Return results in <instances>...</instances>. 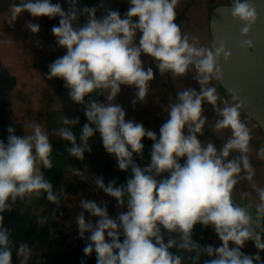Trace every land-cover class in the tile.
I'll use <instances>...</instances> for the list:
<instances>
[{
    "label": "clouds",
    "instance_id": "obj_1",
    "mask_svg": "<svg viewBox=\"0 0 264 264\" xmlns=\"http://www.w3.org/2000/svg\"><path fill=\"white\" fill-rule=\"evenodd\" d=\"M66 3L67 11L52 0H15L10 23L25 11L33 18L59 17L51 33L66 52L48 65L45 75L49 80L63 81L71 101L83 105L87 123L80 129L79 143L70 127H60L54 134L71 144L67 149L71 157L82 161L92 150L90 138L98 133L118 169L131 172L119 186L116 180L105 185L103 177L94 181L97 189L115 199L118 209L126 208L115 218L110 217L106 202L98 206L93 200H80L79 207L84 211L76 217V224L79 238L88 234L84 256L95 253L96 264H182L181 257L169 251L176 247L196 252L193 261L201 253L213 257L204 264H264L260 255L264 251V186L255 182L249 159L251 130L240 119L242 103L221 100L216 88L209 86L211 81L222 79L219 59L223 57L226 62L231 57L225 42L221 40L219 47H203L195 37L182 34L175 22L179 0H128L129 8L123 16L118 10L107 9L99 18L103 0L82 10L77 7L79 0ZM231 6L232 17L245 25L241 37H247L257 19L255 8L249 0H231ZM81 15L87 17L84 25L78 23ZM26 29L32 34L40 32V26L32 22L26 23ZM239 46L252 49L253 42L241 39ZM142 55L152 59L160 74L183 77L194 69L192 78L199 85V91L188 87L176 94L177 101L170 105L167 119L159 128V138L142 123L126 120L123 107L113 103L121 86L136 89L133 106L145 102L155 73L152 67L145 68ZM93 92L103 95L105 102H86L85 97ZM232 99L238 98L233 95ZM205 103L217 117L214 130H231L220 147L198 139L207 123ZM76 123L79 117L65 116L62 121L63 125ZM30 127V134L16 135L15 128L9 126L6 139L0 140V264H13V250L18 264H30L34 253L27 242L17 244L12 239L3 214L12 211L18 199L44 194L48 202L59 207L61 198L67 196L63 186L54 191L44 177V170L52 168L48 134L39 123ZM144 138L153 143L150 163L141 167L134 154L144 158ZM256 157L264 161V145ZM75 174L79 175V169ZM241 181L255 193L254 217L249 211L251 205L242 207L234 202L233 190ZM243 196L250 197L251 193ZM84 212L95 217V223L86 222ZM197 224L211 227L221 245L200 246L193 240ZM162 229L170 236L177 234L179 239L165 242ZM248 241L257 249L253 254L242 251ZM81 264L86 262L82 260Z\"/></svg>",
    "mask_w": 264,
    "mask_h": 264
},
{
    "label": "rangeland",
    "instance_id": "obj_2",
    "mask_svg": "<svg viewBox=\"0 0 264 264\" xmlns=\"http://www.w3.org/2000/svg\"><path fill=\"white\" fill-rule=\"evenodd\" d=\"M14 2L15 0H0L2 7H4V10L0 14V58L6 66L11 62L16 63L15 61H19L22 69L26 72V78L20 80L19 83L17 82V87L10 94L11 106L9 107V118L13 122H24V135L30 134V125L32 123H39L42 130L48 134L49 142L51 143L54 139L59 137L54 134L56 130L60 127L68 126L62 124L65 116L72 119V115L79 108V104L71 101L68 96V91L64 86L60 89H53L48 85L44 77L43 65L46 58L52 55L54 51L65 54L66 50L56 44L55 37L51 33L52 28L48 23L53 19H49L46 16L33 18L25 11L15 22L10 23L11 7ZM98 2V4H100V0H98ZM226 3H228V0H179L176 6L175 22L180 26L182 34H187L190 38L195 37L197 39L198 46L210 48L212 47L209 33L210 15L216 6ZM61 6L67 11L66 3H62ZM103 7H123L128 9L129 4L128 0H103ZM27 22L38 24L40 26V32L32 34L28 31L26 29ZM139 35L138 33L137 39ZM141 59L144 61L145 68L152 67L155 73L154 80L150 82L145 102H137L135 106H133L132 100L134 99L136 89L134 87L121 86V92L113 103L123 107L126 113V120L142 123L147 130L156 132L159 138V128L167 119L170 105L175 103V99L173 100L172 96L173 93L176 95L178 92L188 87L199 91V85L192 78L193 75H195L194 69H190L183 77H174L170 73L160 74L150 57L142 55ZM47 64H49V62ZM168 74L172 77L171 83L168 81ZM18 85H22V87H18ZM26 85L28 87L27 89H25ZM209 86L216 88L220 98L224 96L221 100H226L229 104L238 103L237 100L234 101L232 99V95H223L224 93L218 85L217 80L211 81ZM125 91L128 92L125 93ZM103 98L105 102V97L103 96ZM218 104H220V101H218ZM208 108L213 111L211 105H208ZM206 110L207 108L204 109L203 113L205 116L207 114L205 112ZM212 114L211 120L207 122L209 123L208 125L215 124L217 117L214 112ZM241 114L242 112L240 113L241 121L247 125L251 133H255L251 135L255 137V140L253 139L251 142V148L256 153L257 150L264 145V135L260 132L255 122L249 118L246 119L247 117ZM53 121L57 123L53 124ZM206 128L205 126L204 130L208 132L209 129ZM205 131V134L203 136H198V138L202 139L204 136L208 135V137L213 140L212 136L215 137L213 133L209 130V132L212 133L209 135ZM92 139V142H94L92 145L93 147L91 146L92 150L90 153H85L82 164L77 159H73L64 169L60 179L57 177V175H59L57 173L58 169L56 168V165H59L57 161L50 158L52 161V168L44 170V177L48 182L54 184L59 180L56 186L57 188L54 191L63 186L67 193V196L61 198L59 207L48 202L42 194L39 197L27 198L23 209V211L34 216V219L39 224H43L47 218L57 220L64 226L65 235L68 241L72 243H76L79 240L76 217L81 211H84L79 207V202L82 198L93 200L98 206H105L106 202L108 213L110 217L113 218L120 212L126 211V208L118 209L114 198L107 196L102 190L96 188L94 181L99 177H103L105 185H107L108 170L104 168L103 163L108 159L115 160V158L106 153L99 134L95 135ZM147 156L150 158V154L143 150L144 158H139L137 164L144 167L145 164L143 163L146 162L145 160L150 161V159H147ZM77 169H79V175L75 174ZM158 179H160V177H158ZM261 181H264V178H261ZM120 184H123V182H120L117 186ZM235 195L236 199L240 200L237 196H240V194L236 193ZM252 198V200H249L252 203L246 199L242 201L243 205L248 206L249 203L254 207L253 202L256 201L255 197L252 196ZM249 211L251 212L253 210L249 208ZM84 215L86 222L91 220L95 223V217H90L87 212H84ZM253 215L255 216L254 213ZM175 238L177 240L179 239L177 234H175ZM262 238L264 237L262 236ZM206 245H212L215 248L221 245V241L213 234L210 238L206 237ZM232 246L230 242L229 247L231 248ZM245 248L251 250L252 254L257 251L251 241L245 244ZM182 251L183 264H189V262H191V253L184 250ZM260 255L261 258L264 259V251L260 252ZM212 258L213 257H208L203 254L204 261Z\"/></svg>",
    "mask_w": 264,
    "mask_h": 264
},
{
    "label": "trees",
    "instance_id": "obj_3",
    "mask_svg": "<svg viewBox=\"0 0 264 264\" xmlns=\"http://www.w3.org/2000/svg\"><path fill=\"white\" fill-rule=\"evenodd\" d=\"M60 4L64 3L63 0H52V3ZM85 6H96L98 5V0H83ZM107 9L118 10L121 15L127 11V9L123 7H101L98 8L97 17L100 15L106 14ZM135 19V18H133ZM59 18H54L52 21L48 23L50 27L58 26ZM79 25H81V21L79 19ZM42 44V42H41ZM44 54V53H43ZM64 54L59 53L58 51H54L52 55L48 56L44 61L43 70L46 74L48 72V65L54 61L56 58L62 56ZM44 56V55H43ZM45 57V56H44ZM49 62V64H47ZM46 78V75H44ZM48 85H50L53 89H60L63 87V81L60 79H52L49 80L46 78ZM169 83L172 82V78L168 76ZM18 77L14 75L8 67L4 64V62L0 59V140H5L7 133V128L9 126L15 128L16 135H24V122H13L9 118V107L11 106L10 94L17 87ZM224 94H228L222 90ZM230 95V94H228ZM173 100L176 103L177 96L173 93ZM88 97H85L86 102H88ZM97 101L104 102L103 95H97ZM207 105L206 103L203 105ZM79 117V123L68 125L70 129L73 131L74 135L77 137V143H79L80 129L84 123H87V120L84 116L83 105H79L77 111L72 115V119ZM205 131V130H204ZM207 134L209 132L205 131ZM98 134V133H97ZM95 134V135H97ZM94 135V136H95ZM93 136V137H94ZM92 137V138H93ZM213 137V136H212ZM92 138H90L89 143L90 146L94 144L92 142ZM216 139V137H213ZM146 142L152 145V141L144 138ZM52 145V153L51 159L57 161L59 165H56L58 179L61 178L64 169L67 167L68 163L72 162L74 157H71L67 151L68 148L71 147V144L68 141L62 140L59 137L54 139L51 142ZM93 147V146H92ZM78 160V159H77ZM134 160L137 163L139 157L134 154ZM81 164L83 161L78 160ZM180 163H183V159H181ZM104 168L108 170V182L111 180H116L117 185L120 182L125 183L127 178H130L131 172H124L118 169L117 163L115 160L108 159L104 162ZM60 169V170H59ZM166 175V174H165ZM158 179V177H157ZM57 181V180H56ZM59 181V180H58ZM57 182L53 185V190L57 187ZM43 196H45L43 194ZM27 198L20 200L18 199L15 204L12 206V211L5 212L4 215V224L7 226L12 232V239L18 244L20 242H27L31 248L34 249V253L30 264H81V261H85L86 264H96L95 253L90 257H85L82 249L86 246L87 243V233L85 234V238L79 240L76 243H72L68 241L67 236L64 232V226L61 225L57 220L52 218H47L43 224H39L30 213L23 211L25 207V203ZM251 205L248 203V206ZM251 208L255 214V208L251 205ZM264 224V222H262ZM200 224L194 226L193 229V240L196 241V237L200 231ZM210 227L206 228L205 233V241L204 245H206V237L208 236ZM257 231H259L257 229ZM162 232L165 237V242L169 238H175V233H172L171 236L162 229ZM264 237V235L261 233ZM123 238L121 237V240ZM203 245V246H204ZM175 255H179L182 259L183 264V253L173 247L169 249ZM193 253V252H192ZM191 253V258H192ZM191 261V259H190ZM203 253L200 259L199 264H204ZM13 264H18V261L15 256V251L13 250ZM190 264V262H189ZM255 264V263H254Z\"/></svg>",
    "mask_w": 264,
    "mask_h": 264
},
{
    "label": "water",
    "instance_id": "obj_4",
    "mask_svg": "<svg viewBox=\"0 0 264 264\" xmlns=\"http://www.w3.org/2000/svg\"><path fill=\"white\" fill-rule=\"evenodd\" d=\"M63 2L66 3V0ZM249 3L255 8L257 19L251 25L247 37H241L244 23L231 15V0L213 9L209 20V33L212 45L219 47V42L223 40L226 48L231 51L228 61L225 62L223 57L219 59L222 79L217 80L218 85L224 92L238 98V103H242L240 109L242 114L255 122L264 135V0H249ZM77 7L81 10L85 7L83 0H79ZM79 19L81 25L87 23L86 16L81 15ZM245 38L252 40V49H242L239 46L241 39ZM91 101H97L96 92L89 94L88 103ZM141 142L144 144V150L150 154L152 145L143 139ZM218 142L223 144L219 140ZM233 199L235 203L244 207L234 196ZM261 227L264 225L261 224ZM206 228L201 225L196 237V242L200 246L204 245ZM262 234L264 235V232ZM196 255V252L192 253V257ZM201 256L202 253L196 261L191 258L190 264H199Z\"/></svg>",
    "mask_w": 264,
    "mask_h": 264
},
{
    "label": "crops",
    "instance_id": "obj_5",
    "mask_svg": "<svg viewBox=\"0 0 264 264\" xmlns=\"http://www.w3.org/2000/svg\"><path fill=\"white\" fill-rule=\"evenodd\" d=\"M4 10V7H2V5H1V3H0V14H1V12ZM1 59V58H0ZM2 60V59H1ZM3 61V60H2ZM16 63H13V62H11V63H9L8 65H7V67H8V69L14 74V75H16L17 77H18V83L20 82V80H24L25 78H26V72H24V70L22 69V66H21V64L19 63V61H15ZM167 74V73H166ZM171 76V75H170ZM172 78V77H171ZM18 87H22V85H18ZM28 87H27V85L25 86V89H27ZM30 91H32V90H30ZM126 92H128V91H125V93ZM223 95H228V94H223ZM224 96H221V98H223ZM171 100H172V96H171ZM43 105V104H42ZM203 108L205 109V108H207V110L205 111L207 114H206V117H207V122L208 121H210L211 119V116L213 115L212 113H213V111H211L210 110V108H208V105H205V106H203ZM241 113V112H240ZM242 115V114H241ZM243 116V115H242ZM244 117H246V116H244ZM246 119H248V118H246ZM248 121H250V120H248ZM209 123H206L205 124V126L213 133V135L216 137V139H218L219 141H221V142H225L230 136H231V130L230 129H224V130H222V131H220V132H216L215 130H214V125H208ZM256 124V123H255ZM145 127V126H144ZM259 127V126H258ZM206 128V129H207ZM145 129H146V127H145ZM260 129V128H259ZM209 130H208V132H209ZM211 132H209L210 134H212ZM260 132H261V130H260ZM262 133V132H261ZM205 134V133H204ZM252 134H255L254 132H252L251 133V135ZM263 134V133H262ZM207 135V134H206ZM213 138V137H212ZM198 139H200L201 140V142L202 143H204V144H207V143H209V142H212V143H214L217 147H220L221 146V144H220V142H218V140H216V139H214L213 138V140L212 139H210L209 137H208V135L207 136H204L202 139L201 138H198ZM253 139L255 140V137H252V139L250 140V148H251V142L253 141ZM255 145V144H254ZM233 155L235 156L236 154L235 153H233ZM231 158V157H230ZM147 159H150L149 158V156H147ZM249 159H250V163L252 164V166H253V168L255 169V173H256V175L254 176V180H255V182L257 183V184H259V185H261V186H264V181H261V178H264V161H261V160H258L257 159V157H256V153L254 152V150L251 148V152L249 153ZM146 162H144L143 164H145V166H146V164H148V163H150V161L149 160H145ZM141 162V161H140ZM142 164V165H143ZM103 166H104V163H103ZM253 192V190H252V188H251V186L247 183V182H245V181H241L240 183H238L236 186H235V188H234V190H233V196L236 198V193L237 194H240V196L242 197H240L239 195H237L239 198H240V200H238L242 205H243V203H242V201L243 200H252L253 198H252V196L253 197H255V193L253 192V193H251V196L250 197H244L243 196V193H245V192ZM249 192V193H250ZM249 202H251V201H249ZM252 203V202H251ZM253 204H255V202H253ZM244 206V205H243ZM252 215H253V213H252V211L250 212ZM254 216V215H253ZM262 225H264L263 223H262ZM215 235L216 236V238H217V235H216V233L214 232V230L210 227V230H209V233H208V238H210L212 235ZM182 253H183V251L182 250H180ZM242 251L243 252H245V253H248V254H252V252H251V250H249L248 248H245V246H244V248L242 249ZM183 255V254H182ZM255 263V262H254Z\"/></svg>",
    "mask_w": 264,
    "mask_h": 264
},
{
    "label": "flooded vegetation",
    "instance_id": "obj_6",
    "mask_svg": "<svg viewBox=\"0 0 264 264\" xmlns=\"http://www.w3.org/2000/svg\"><path fill=\"white\" fill-rule=\"evenodd\" d=\"M55 121H56V120H55ZM55 121H53V124L57 123V122H55Z\"/></svg>",
    "mask_w": 264,
    "mask_h": 264
}]
</instances>
